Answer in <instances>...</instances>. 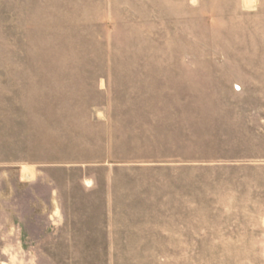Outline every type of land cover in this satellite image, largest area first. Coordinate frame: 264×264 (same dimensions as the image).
<instances>
[{
  "label": "rangeland",
  "instance_id": "374dc122",
  "mask_svg": "<svg viewBox=\"0 0 264 264\" xmlns=\"http://www.w3.org/2000/svg\"><path fill=\"white\" fill-rule=\"evenodd\" d=\"M0 264H264V0H0Z\"/></svg>",
  "mask_w": 264,
  "mask_h": 264
}]
</instances>
